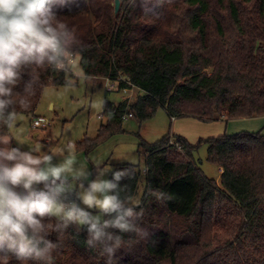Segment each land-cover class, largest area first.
Masks as SVG:
<instances>
[{
    "label": "trees",
    "instance_id": "obj_1",
    "mask_svg": "<svg viewBox=\"0 0 264 264\" xmlns=\"http://www.w3.org/2000/svg\"><path fill=\"white\" fill-rule=\"evenodd\" d=\"M119 1L117 14L114 0H72L58 9L87 45L85 72L91 78L118 81V91L135 88L138 93L130 103L105 101V121L95 139L77 143L78 152L87 155L121 133L122 117L129 112L141 123L160 109L172 120L206 124L264 117V0H151L152 11L145 10L144 0ZM71 79L44 71L42 87L17 116H33L45 88L72 85ZM21 89L22 84L15 90ZM170 140L182 157L172 152ZM202 146L207 147L206 161L222 169L216 180L195 167L194 155ZM141 147L148 169L141 197L142 226L150 238L119 249L114 264H264L260 131L224 132L196 144L165 136L150 146L142 142ZM136 168L133 180L122 181L131 186L132 198L143 175ZM149 188L168 193L170 199L156 201L147 195ZM48 238L55 243L58 233ZM86 239L85 228L78 232L69 225L51 264H105L97 250L87 247ZM6 264L37 262H20L13 256Z\"/></svg>",
    "mask_w": 264,
    "mask_h": 264
},
{
    "label": "clouds",
    "instance_id": "obj_2",
    "mask_svg": "<svg viewBox=\"0 0 264 264\" xmlns=\"http://www.w3.org/2000/svg\"><path fill=\"white\" fill-rule=\"evenodd\" d=\"M71 2L0 0V264L13 256L20 262L51 264L69 225L78 232L86 229L87 247L97 250L105 264H114L119 249L150 238L142 226L143 200L133 199L131 186L122 184L136 177L135 165L113 170L96 162L90 170L74 159L70 140L59 150L43 153L12 146L13 139L23 144L8 129L42 87L44 71L95 85L83 66L87 45L58 13ZM150 3L144 0L146 11L153 10ZM56 157L60 160L53 163ZM143 171L146 175L148 169ZM109 173L111 178H106ZM147 195L158 202L170 199L160 189L149 188ZM52 232L58 233L55 243L48 238Z\"/></svg>",
    "mask_w": 264,
    "mask_h": 264
},
{
    "label": "rangeland",
    "instance_id": "obj_3",
    "mask_svg": "<svg viewBox=\"0 0 264 264\" xmlns=\"http://www.w3.org/2000/svg\"><path fill=\"white\" fill-rule=\"evenodd\" d=\"M72 85L54 87L50 86L44 89L40 102L34 112L35 118L41 121L46 120L51 125L49 128L34 129L32 123L35 118L32 115H18L15 127L9 131L16 136V139L23 145L13 139V147H21V150L36 149L38 152L59 150L70 140L74 159L86 164L90 170L94 171V164L99 162L105 169H115L119 165L132 164L138 166L144 175L145 151L141 143L150 146L160 142L168 136H180L185 138L190 144H196L199 139L216 137L224 133V124L218 125L214 130L210 125L192 121L189 119H179L173 123L163 109L158 110L156 115L145 122H139L137 119L124 121L122 123V132L109 138L106 142L100 144L87 155L76 150L79 141L89 138H96L100 125L105 121L103 117V104L105 101L119 105L121 102L128 103L134 101L137 96V90L131 88L128 92L117 89L107 92L104 87V79H92L94 86H89L83 79L72 78ZM129 96V97H128ZM127 99V100H125ZM54 109L50 108V105ZM104 120L101 122L100 119ZM229 124V122H227ZM226 134L236 133H257L264 135V117L251 119L248 121L237 120L230 122ZM37 133L38 135H35ZM114 137V138H113ZM48 143L46 146L44 143ZM172 152L176 151L178 156L182 153L170 147ZM207 147L202 146L194 155V164L206 177L217 179V167L206 161ZM59 157L54 158L53 163H58ZM109 173L106 178H109ZM92 178V177H90ZM144 191V189H143ZM142 188L138 187V192L133 199L142 197ZM97 214L98 210H90ZM221 237H224L221 236Z\"/></svg>",
    "mask_w": 264,
    "mask_h": 264
},
{
    "label": "crops",
    "instance_id": "obj_4",
    "mask_svg": "<svg viewBox=\"0 0 264 264\" xmlns=\"http://www.w3.org/2000/svg\"><path fill=\"white\" fill-rule=\"evenodd\" d=\"M92 79H96V78H92ZM115 105H117V104H115ZM50 108L51 109H54V106L51 104L50 105ZM33 118H35V116L33 115ZM36 119V118H35ZM37 119H39V118H37ZM132 119H135V118H127L126 120H124V121H128V120H132ZM252 119H258V118H252ZM104 119L103 118H101L100 119V121L102 122ZM171 121H172V119H170ZM179 119H173V123H177V121H178ZM189 120H192V121H196V120H193V119H189ZM238 120H241V121H248V120H251V119H238ZM234 121H237V120H230V121H227V122H229V124H230V122L231 123H233ZM196 122H198V121H196ZM227 122H223V121H218V122H214V123H208V124H206V123H204L205 125H210L211 127H212V129H214V130H218L217 129V127H218V125H220V123L221 124H224L225 125V127H224V132H228V126L230 127V125L229 124H227ZM198 123H200V122H198ZM51 126V125H50ZM49 126V127H50ZM34 129H38V128H34ZM248 133V132H247ZM35 135H38L37 133H35ZM219 135H221V134H219ZM216 136H218V135H216ZM114 138V137H113ZM189 142V141H188ZM13 143V142H12ZM44 143V142H43ZM190 143V142H189ZM46 146H48V143H44ZM192 144V143H191ZM217 169V172H218V177H219V175L221 174V172H222V169L220 168V167H217L216 168ZM218 177H217V179H218ZM145 184H146V178H145V176L144 175H141V177H140V179H139V181H138V184H137V189H136V192H135V195L134 196H136V193L138 192V187H140V188H142V192H143V189L145 188ZM38 188H42V186L41 185H39V186H37Z\"/></svg>",
    "mask_w": 264,
    "mask_h": 264
},
{
    "label": "built area",
    "instance_id": "obj_5",
    "mask_svg": "<svg viewBox=\"0 0 264 264\" xmlns=\"http://www.w3.org/2000/svg\"><path fill=\"white\" fill-rule=\"evenodd\" d=\"M104 80H105L104 87H105V90L107 92H112L113 90H115L116 86L118 85V81H111L108 79H104ZM128 90H129L128 88L122 89V91L124 93L128 92ZM125 100H127V99H125ZM127 118H134V116L132 115L131 112H129L127 114H124V116L122 117L123 120H126ZM32 125L34 128H44V129H47L50 126L49 122H47L46 120L41 121L40 119H34ZM169 146H173V147H175V149H177V151H180L178 145L176 143H174L172 140H170Z\"/></svg>",
    "mask_w": 264,
    "mask_h": 264
},
{
    "label": "water",
    "instance_id": "obj_6",
    "mask_svg": "<svg viewBox=\"0 0 264 264\" xmlns=\"http://www.w3.org/2000/svg\"><path fill=\"white\" fill-rule=\"evenodd\" d=\"M114 14H117L118 10H119V6H120V1L119 0H114Z\"/></svg>",
    "mask_w": 264,
    "mask_h": 264
}]
</instances>
